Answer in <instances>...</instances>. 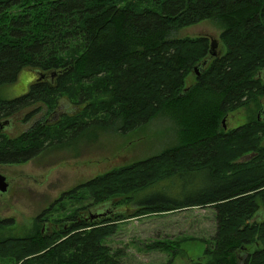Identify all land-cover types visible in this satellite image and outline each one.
Wrapping results in <instances>:
<instances>
[{"label":"trees","instance_id":"obj_1","mask_svg":"<svg viewBox=\"0 0 264 264\" xmlns=\"http://www.w3.org/2000/svg\"><path fill=\"white\" fill-rule=\"evenodd\" d=\"M206 20L222 28L224 55L207 36H174ZM24 69L40 76L24 95L0 96V124L29 109L25 122L40 111L46 118L15 138L0 132V165L75 147L98 129L127 135L161 115L173 123L176 142L64 192L35 220L40 228L55 217L51 232L1 236L0 259L127 264L123 249L104 244L126 220L211 207L216 234L206 261L190 264H264V218L255 220L264 212V121L230 131L221 122L264 98V0H0V89ZM62 101L78 111L48 120ZM147 190L155 195L139 203L136 195ZM105 204L130 213L82 214ZM11 222L0 220V232ZM181 243L146 248L170 254L172 264Z\"/></svg>","mask_w":264,"mask_h":264},{"label":"rangeland","instance_id":"obj_2","mask_svg":"<svg viewBox=\"0 0 264 264\" xmlns=\"http://www.w3.org/2000/svg\"><path fill=\"white\" fill-rule=\"evenodd\" d=\"M221 33L222 28L216 21L206 20L180 29L175 32L174 36L178 38L207 36L211 43L216 42L215 52L224 55L226 47L220 41ZM38 76L40 75L37 71L24 69L16 83L0 89V96L3 99L12 100L24 95ZM193 79L194 76L191 75L189 83ZM67 104L62 101L58 110L61 113L53 118L49 117L48 120L57 121L62 115L74 114L78 111L77 107ZM31 110L15 115L11 120V125H5L2 129L5 135L11 138L18 137L32 127L36 121L46 118V112L40 111L30 121L25 122L26 115ZM256 119L264 121V98L229 113L221 122L223 129L230 131ZM109 130L98 129L95 131L96 135H88L86 132L71 142H76L75 147H70L69 144L65 147H48L37 158L19 166L0 165V173L9 181L8 192L4 195L0 194V220H11V223H14V225L6 226L0 232V237L34 233L39 228L35 225L36 218L54 204L64 192L114 168L156 155L176 142L174 125L163 115L127 135ZM253 154L250 153L244 161L254 157ZM199 179L200 176L198 181ZM200 182L201 185H205L202 179ZM188 189L189 191L193 189V182ZM153 195L155 193L147 190L137 194L136 200L140 203ZM82 206L88 205L82 204ZM120 206L105 204L88 208L82 214L89 217V213L101 214L105 213L103 212L105 209L112 213L115 211L130 213L127 208ZM215 215L216 211L211 207H195L165 215L132 218L122 223L117 232L104 244L114 248L115 251L118 248L123 249L121 260L123 263L168 264L172 259L170 254L152 251L146 246L157 240H182L181 250L183 252L172 264H190L199 259L205 262L204 251L212 243V238L217 231ZM54 218L45 220V222L41 221L42 226L39 231L50 233L49 225L54 227L56 224L53 221ZM263 218L264 212L261 211L255 220L260 221ZM0 264H16V262L12 259H0Z\"/></svg>","mask_w":264,"mask_h":264},{"label":"water","instance_id":"obj_3","mask_svg":"<svg viewBox=\"0 0 264 264\" xmlns=\"http://www.w3.org/2000/svg\"><path fill=\"white\" fill-rule=\"evenodd\" d=\"M215 47H216V45H214L212 43L211 49L214 50ZM5 125H6L5 123L4 124H0L1 131L4 128ZM8 189H9V181H8V179L4 175H2L0 173V194L7 193L8 192Z\"/></svg>","mask_w":264,"mask_h":264},{"label":"flooded vegetation","instance_id":"obj_4","mask_svg":"<svg viewBox=\"0 0 264 264\" xmlns=\"http://www.w3.org/2000/svg\"><path fill=\"white\" fill-rule=\"evenodd\" d=\"M14 117V116H13ZM13 117H11V118H9L6 122H5V124L7 125V126H10L11 125V120L13 119ZM0 132H2V133H4L3 131H1L0 130ZM1 195H4V194H1ZM50 228V227H49ZM44 232V231H43Z\"/></svg>","mask_w":264,"mask_h":264}]
</instances>
